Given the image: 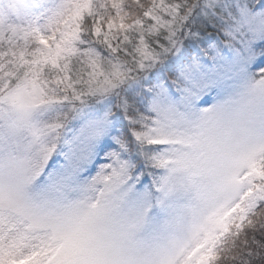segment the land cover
Returning <instances> with one entry per match:
<instances>
[{
  "label": "snow or ice",
  "instance_id": "obj_1",
  "mask_svg": "<svg viewBox=\"0 0 264 264\" xmlns=\"http://www.w3.org/2000/svg\"><path fill=\"white\" fill-rule=\"evenodd\" d=\"M0 264H264V0H0Z\"/></svg>",
  "mask_w": 264,
  "mask_h": 264
}]
</instances>
